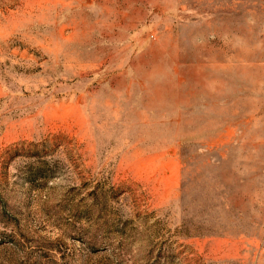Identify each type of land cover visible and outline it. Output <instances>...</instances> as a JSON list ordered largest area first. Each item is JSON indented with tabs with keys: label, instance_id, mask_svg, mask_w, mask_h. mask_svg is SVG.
<instances>
[{
	"label": "rangeland",
	"instance_id": "374dc122",
	"mask_svg": "<svg viewBox=\"0 0 264 264\" xmlns=\"http://www.w3.org/2000/svg\"><path fill=\"white\" fill-rule=\"evenodd\" d=\"M0 264H264V0H0Z\"/></svg>",
	"mask_w": 264,
	"mask_h": 264
}]
</instances>
